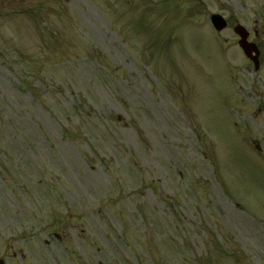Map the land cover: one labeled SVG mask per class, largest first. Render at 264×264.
I'll return each mask as SVG.
<instances>
[{
	"label": "rangeland",
	"instance_id": "1",
	"mask_svg": "<svg viewBox=\"0 0 264 264\" xmlns=\"http://www.w3.org/2000/svg\"><path fill=\"white\" fill-rule=\"evenodd\" d=\"M0 145L6 264H264V0H0Z\"/></svg>",
	"mask_w": 264,
	"mask_h": 264
},
{
	"label": "water",
	"instance_id": "2",
	"mask_svg": "<svg viewBox=\"0 0 264 264\" xmlns=\"http://www.w3.org/2000/svg\"><path fill=\"white\" fill-rule=\"evenodd\" d=\"M219 17L215 18V23L218 24L219 28L224 27L225 22H223L222 19H218ZM237 31L239 32V34L241 35L242 39L240 41L241 45L246 49L247 51V43H245L244 38L246 37L245 32L243 33L241 30L237 29ZM247 44V45H246ZM251 46V45H250ZM0 264H4L3 261L0 260Z\"/></svg>",
	"mask_w": 264,
	"mask_h": 264
}]
</instances>
